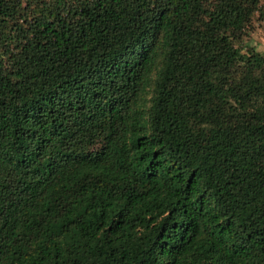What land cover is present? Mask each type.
<instances>
[{
	"label": "trees",
	"instance_id": "trees-1",
	"mask_svg": "<svg viewBox=\"0 0 264 264\" xmlns=\"http://www.w3.org/2000/svg\"><path fill=\"white\" fill-rule=\"evenodd\" d=\"M264 0H0V264H264Z\"/></svg>",
	"mask_w": 264,
	"mask_h": 264
},
{
	"label": "rangeland",
	"instance_id": "rangeland-1",
	"mask_svg": "<svg viewBox=\"0 0 264 264\" xmlns=\"http://www.w3.org/2000/svg\"><path fill=\"white\" fill-rule=\"evenodd\" d=\"M249 36L257 43V49L264 51V18L254 23Z\"/></svg>",
	"mask_w": 264,
	"mask_h": 264
}]
</instances>
